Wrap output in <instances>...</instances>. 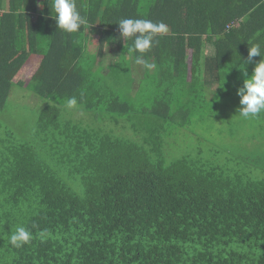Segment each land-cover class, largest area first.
<instances>
[{"label": "trees", "instance_id": "trees-1", "mask_svg": "<svg viewBox=\"0 0 264 264\" xmlns=\"http://www.w3.org/2000/svg\"><path fill=\"white\" fill-rule=\"evenodd\" d=\"M51 2L7 0L4 9L0 0V109L13 86L41 106L20 129L24 139L0 122V264H264V177L225 173L189 142L172 151L162 131L134 147L88 119L106 106L116 127L135 114L180 126L191 109L196 117L226 110L260 60L240 70L248 47L264 51V0H77L91 26L72 34L56 29ZM122 18L168 26L144 54L156 69L128 65ZM110 44L122 58L102 69ZM143 88L152 98L134 106ZM72 96L78 106L67 109ZM19 225L32 240L14 248Z\"/></svg>", "mask_w": 264, "mask_h": 264}, {"label": "rangeland", "instance_id": "rangeland-1", "mask_svg": "<svg viewBox=\"0 0 264 264\" xmlns=\"http://www.w3.org/2000/svg\"><path fill=\"white\" fill-rule=\"evenodd\" d=\"M37 1L40 5L42 0ZM141 1L144 4L148 2V0ZM6 6L7 0H3V8L5 9ZM96 35V32H91L90 41L92 42H90L91 45L89 47L91 50H94L96 46ZM117 54L118 46L115 44L106 45L103 49V57L107 55L120 60L122 57L120 53L119 55ZM111 62L112 61H109V63ZM127 62L128 56L126 57V63ZM128 65L130 67L132 65L134 70L138 72L143 71L142 67L135 65L133 62H128ZM123 67H125V65ZM151 92V88H143L138 94L139 96L135 98L134 106H143V104L149 103V100L152 98ZM124 93V91L121 92V94ZM39 107H41L40 104H38L35 98H32L30 92L13 86L7 97L5 107L0 109V122L5 124L4 119H6L7 126L13 129L15 135H18L19 139H24L25 137L20 133V129H26V127L31 126V123L36 120L37 114L39 113ZM218 107L219 110L217 113L211 112V114L213 113L212 115H205V117H196L195 114L199 110L191 109V118L182 119L180 126H176L174 121L166 123L161 122L162 125H158L157 123L154 124L153 119L141 123L140 114H135V118H129L127 116L121 117L119 120L121 127H116L113 123L117 115H114V111L111 108V111L105 110L106 106H102L101 111L96 112L94 117H88V119L94 118V127L100 126L105 129L102 133H107L106 130H108L117 136L122 135L124 137L127 136L129 139L131 138L130 144H133L134 147H136V144L143 145L146 142L145 147L147 148L148 142L154 140L146 136L149 134L148 132L162 131L164 134H168L167 136L173 141L172 143H174L170 150L175 148L179 149V146L185 142H189L193 150L197 148L200 149L203 157L213 155L212 163L222 165L223 169H226L225 173L242 175L243 178H263L264 175H259L257 168H264V159H258V156L261 157L264 153V148L260 150L254 149L258 147V139L260 136H263L261 139L264 140V113L249 119L239 117V97L227 103V108L224 110L226 113L221 111V109H223L221 104H219ZM79 114L80 112L78 111L73 113L74 121L79 122L81 120ZM139 123L142 124L140 130L143 131L138 133L140 135H135L136 129L132 126L133 124ZM183 125H187V127H183ZM140 130L137 131L140 132ZM252 137L256 142L253 141ZM213 145L214 153L211 154L210 151ZM228 148L230 151L225 154L227 157H223L224 159H222V156L220 157L219 154L221 155V153L225 152ZM171 155L170 153L169 158H172ZM139 157L142 158L141 155Z\"/></svg>", "mask_w": 264, "mask_h": 264}, {"label": "clouds", "instance_id": "clouds-1", "mask_svg": "<svg viewBox=\"0 0 264 264\" xmlns=\"http://www.w3.org/2000/svg\"><path fill=\"white\" fill-rule=\"evenodd\" d=\"M49 15L55 21L56 29L64 33H77L82 28L91 26L88 18L78 10L77 0H52ZM116 24L120 29V38L125 43L130 41L128 53L132 62L145 71L156 69V63L145 59L144 54L153 47L156 36L168 32V26L163 22H153L144 18H122ZM254 57H260V60L254 64L251 75H246L242 87L236 89L240 105L238 116L245 119L264 113V51L259 43H253L248 47V57L238 67L244 71L245 65ZM115 59L111 56H104L102 69L107 68L109 61L114 62ZM214 89L208 95V100L210 96L214 98ZM77 106L78 101L75 96L67 99L65 104L67 109H74ZM31 240V231L26 226L19 225L11 232L8 242L14 248H21Z\"/></svg>", "mask_w": 264, "mask_h": 264}, {"label": "crops", "instance_id": "crops-1", "mask_svg": "<svg viewBox=\"0 0 264 264\" xmlns=\"http://www.w3.org/2000/svg\"><path fill=\"white\" fill-rule=\"evenodd\" d=\"M133 67V66H132ZM133 70H134V68H133ZM143 71H144V69H143Z\"/></svg>", "mask_w": 264, "mask_h": 264}]
</instances>
